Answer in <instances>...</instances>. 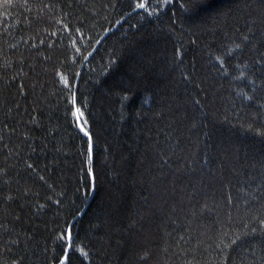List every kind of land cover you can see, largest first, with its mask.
I'll use <instances>...</instances> for the list:
<instances>
[{
  "label": "trees",
  "instance_id": "obj_1",
  "mask_svg": "<svg viewBox=\"0 0 264 264\" xmlns=\"http://www.w3.org/2000/svg\"><path fill=\"white\" fill-rule=\"evenodd\" d=\"M0 264H264V0H0Z\"/></svg>",
  "mask_w": 264,
  "mask_h": 264
},
{
  "label": "snow or ice",
  "instance_id": "obj_2",
  "mask_svg": "<svg viewBox=\"0 0 264 264\" xmlns=\"http://www.w3.org/2000/svg\"><path fill=\"white\" fill-rule=\"evenodd\" d=\"M139 7H145V4L141 3ZM77 112H79V109H77Z\"/></svg>",
  "mask_w": 264,
  "mask_h": 264
},
{
  "label": "water",
  "instance_id": "obj_3",
  "mask_svg": "<svg viewBox=\"0 0 264 264\" xmlns=\"http://www.w3.org/2000/svg\"><path fill=\"white\" fill-rule=\"evenodd\" d=\"M74 110H75V106H74Z\"/></svg>",
  "mask_w": 264,
  "mask_h": 264
}]
</instances>
